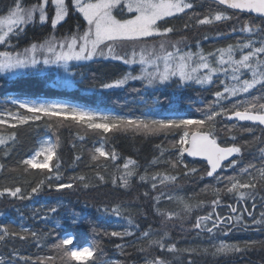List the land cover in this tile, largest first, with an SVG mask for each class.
<instances>
[{"label": "snow or ice", "instance_id": "1", "mask_svg": "<svg viewBox=\"0 0 264 264\" xmlns=\"http://www.w3.org/2000/svg\"><path fill=\"white\" fill-rule=\"evenodd\" d=\"M0 5V74L10 81L56 66L63 70L56 87L135 94L113 101L111 109L26 93L0 96V158L16 151L22 128L51 133L10 169L46 170L45 178L27 195L17 184L0 187V197L32 200L45 189L55 194L54 203L31 209V218L43 228L25 226L23 213L18 224L0 223V264H132L128 248L140 264H196L197 256L264 251V240L228 239L233 232H264V0H0ZM70 17L76 20L64 29ZM184 17L179 28L171 23ZM30 28L40 29L39 36H29ZM202 30L208 34L201 35ZM207 41L225 43L205 48ZM112 62L123 70H80ZM134 82L140 86H131ZM194 86L207 95L188 101L169 97L167 106L159 99L160 88L180 92ZM149 89L152 93L145 95ZM184 103L182 112L178 105ZM64 128L82 130L81 141L88 134L99 137L87 152L91 176L61 171ZM117 136L161 142L142 163L109 149ZM187 157L200 158L205 168L190 167ZM81 159L83 154L76 155L74 162ZM206 178L213 183L186 193L188 185ZM109 182L124 192L133 182L144 190L132 200L115 202L71 201L64 195ZM225 197L234 203H223ZM141 199L150 204L153 217L143 230L138 220L148 219V210ZM220 207L227 213L221 215ZM0 215H7V208ZM81 226L87 229L83 244L75 231ZM193 233L200 243L181 247ZM105 238L122 241L112 247L123 260L107 258ZM25 244L47 246L49 254H25Z\"/></svg>", "mask_w": 264, "mask_h": 264}, {"label": "trees", "instance_id": "2", "mask_svg": "<svg viewBox=\"0 0 264 264\" xmlns=\"http://www.w3.org/2000/svg\"><path fill=\"white\" fill-rule=\"evenodd\" d=\"M27 2H31V0H27ZM0 7H2V5H0ZM185 19L186 17L176 19L171 21V23L174 24L177 28H179L182 26ZM75 20L76 17H70L68 23L65 24L63 28H68L70 25L74 24ZM218 30L227 31V28L220 26ZM40 31V29H37L34 33L33 30L30 28L28 35L33 36L35 34L36 36H39ZM43 31L47 32V29H44ZM61 31H63V29H61ZM204 34H208V32L206 30H202L201 35ZM223 43L225 42L217 41L214 43L212 41H207L204 42V47L210 48L211 46H219ZM123 68L124 66L119 65L115 62L103 64L90 63L86 64L80 70L87 72H97L98 74H100L111 73L114 71H122ZM58 74H63L61 69H58L53 72L48 69L45 72L36 73L30 77L15 78L11 81L7 79L3 74H0V96H3L6 93L12 95L26 93L33 98H35L36 96H44L46 98H59L66 99L75 103H87L90 106H96L97 104H99L101 108L111 109L116 107L113 101H118L122 103L135 95L133 93H127L122 90H110L100 95H94L90 91H84L82 86L80 89L56 87L53 82H51V80L54 79L56 81ZM50 76H52L53 79L49 78ZM131 86L139 87L140 85L138 82H134ZM151 93L152 90L149 89V92L145 95H150ZM206 95V93H202L201 90L195 86L192 88L183 89L180 92H174L172 89H159V99L164 102L165 106H167V98L169 97L175 99L176 96H179L182 100L188 101L196 100ZM178 107L181 109L182 112L187 110L186 103L180 104L178 105ZM34 127L35 126H33L32 128L20 129V142L16 151L13 152L11 156L7 159L0 158V163L5 164V169L3 171H0V187L7 186L8 184H17L25 189L24 195H27L28 191H30V188L34 186L38 180L45 178L46 170H44L43 173L41 172V170H31L27 174H24L22 170L10 171V169L16 167V165L21 159L25 158L34 150V147L37 145L38 138L43 134L47 133V130L43 127L38 131L33 130ZM47 134L51 135V133ZM259 134L260 132L259 130H257V135ZM60 135L62 142V159L60 161L62 165L61 171L64 172L66 176L80 173H88L91 176L92 171L86 167V165L88 164L87 152L90 148L95 146L94 142L99 139V137L88 134L85 140L81 141L79 140V136L85 135V133L82 130L78 132V130L75 128H64L61 130ZM244 139H250V137L244 136ZM160 142L161 139H151L145 141L142 139H134L131 136H117L111 140L108 147L109 149L115 147L117 152L122 156L132 155L134 158L139 157L141 159V162L143 163L145 158H151L153 146ZM73 145H75V147H73ZM81 154H83V159H81L79 162H74V157L76 155ZM0 157H2V153H0ZM245 159L247 160L248 157H245ZM186 161L189 163L190 167L195 166L203 169L206 166L205 163L199 159L191 160L186 158ZM109 171H111V165L109 166ZM208 183H213V181H211V178H206L203 182L190 184L186 187V193L199 192L203 185ZM133 184L134 186L129 192H124L122 190L115 189L109 182L106 186L97 189H92L89 191H75L71 192L70 194L66 192L64 193V195L67 199L71 201H76L77 198H79L80 201H83L86 198L92 197L98 198L96 201L97 203L103 201L105 198L112 202H115L117 200L128 201L132 200L133 197H135L138 193H141L144 190V186L136 185L135 182H133ZM54 197L55 194H52L50 196L47 193V189H45V191L39 196L33 197L32 200L20 201L14 200L11 197H0V212H3L5 208H7V215H0V223L15 222L18 224L20 223V213H23L25 217V226L32 227L34 229H41L44 227V225L39 221H35L31 218V209L36 208L45 203H54ZM202 198L211 199L210 196ZM230 202L234 203V201H230L226 197L223 200V203L225 204ZM139 204H143L148 210V219L140 218L138 220L141 225V230H143L148 226L149 223L152 222L153 217L151 214L150 204H148V202H145L143 199H141L139 201ZM75 206L77 209H80L82 205L76 204ZM17 209L19 211H17ZM217 211H219L221 215H224L227 213L228 210L224 207H220L217 209ZM87 212L91 215L93 219L96 218L97 214L94 212V210L89 209L87 210ZM197 214L203 215L204 211H199L197 212ZM113 223H116V221H113ZM65 225L67 226V222H65ZM48 227H51V225H48ZM75 231L77 233L80 243L83 244L84 240L87 237L86 227L81 226L75 229ZM177 232L178 226L177 229L173 232L174 237L177 235ZM194 237V233L191 236L186 237L187 242L182 243L180 246L191 247L195 246L196 244H199L200 241L195 240ZM228 239L239 241L252 239L259 241L264 240V232H233L230 234ZM104 242L107 245L108 259H124V257L121 256L120 253L115 251L112 247V245H114L115 243H122V241H119L116 238H112L111 240L105 238ZM131 242V240L127 241V243L129 244ZM19 243L20 242L17 241L18 245ZM24 251L25 254L32 255L49 254L47 246L41 249H37L35 247H29L28 244H25ZM127 251L131 253V256L129 257L130 262H132V264H140V258L138 254L132 248H128ZM194 259L196 260V264H264V251H261L259 250V248H257L256 250L251 251L243 257L214 258L210 256H197L194 257Z\"/></svg>", "mask_w": 264, "mask_h": 264}, {"label": "rangeland", "instance_id": "3", "mask_svg": "<svg viewBox=\"0 0 264 264\" xmlns=\"http://www.w3.org/2000/svg\"><path fill=\"white\" fill-rule=\"evenodd\" d=\"M48 69L51 70L52 72L58 70V68H57L56 66H50ZM61 70H62V69H61ZM62 72H63V70H62ZM49 78L53 79L52 76H50ZM53 80H54V79H53ZM53 80H51V82H53V84H54V81H55V80H54V81H53ZM46 99H48V98H46ZM44 135H45V134H44ZM44 135H42L40 138H38L37 144H38L39 140H40Z\"/></svg>", "mask_w": 264, "mask_h": 264}, {"label": "bare ground", "instance_id": "4", "mask_svg": "<svg viewBox=\"0 0 264 264\" xmlns=\"http://www.w3.org/2000/svg\"><path fill=\"white\" fill-rule=\"evenodd\" d=\"M188 158V157H187ZM189 159V158H188ZM201 260V259H200Z\"/></svg>", "mask_w": 264, "mask_h": 264}, {"label": "water", "instance_id": "5", "mask_svg": "<svg viewBox=\"0 0 264 264\" xmlns=\"http://www.w3.org/2000/svg\"><path fill=\"white\" fill-rule=\"evenodd\" d=\"M191 158V157H190ZM200 159V158H199Z\"/></svg>", "mask_w": 264, "mask_h": 264}]
</instances>
